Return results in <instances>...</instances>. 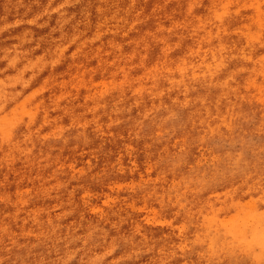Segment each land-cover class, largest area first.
Listing matches in <instances>:
<instances>
[{
    "label": "rangeland",
    "instance_id": "374dc122",
    "mask_svg": "<svg viewBox=\"0 0 264 264\" xmlns=\"http://www.w3.org/2000/svg\"><path fill=\"white\" fill-rule=\"evenodd\" d=\"M122 7L0 94V264H264V0Z\"/></svg>",
    "mask_w": 264,
    "mask_h": 264
},
{
    "label": "bare ground",
    "instance_id": "6f19581e",
    "mask_svg": "<svg viewBox=\"0 0 264 264\" xmlns=\"http://www.w3.org/2000/svg\"><path fill=\"white\" fill-rule=\"evenodd\" d=\"M139 0H133L137 3ZM126 0H0V94L11 97L29 68L60 44L83 41L87 28L100 30L119 18ZM127 15V13L125 14ZM128 18V15H127ZM153 30V29H152ZM151 30V31H152ZM139 34L136 38L141 39ZM81 38V39H80ZM45 49H39V41ZM64 45V44H63ZM30 50L36 51L34 56ZM39 51V52H38ZM203 119V118H201ZM228 264V263H227Z\"/></svg>",
    "mask_w": 264,
    "mask_h": 264
}]
</instances>
